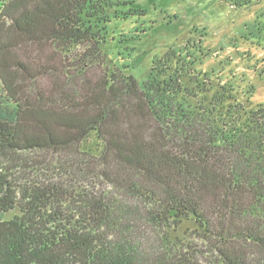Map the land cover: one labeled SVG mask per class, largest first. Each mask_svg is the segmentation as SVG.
<instances>
[{
    "label": "trees",
    "instance_id": "trees-1",
    "mask_svg": "<svg viewBox=\"0 0 264 264\" xmlns=\"http://www.w3.org/2000/svg\"><path fill=\"white\" fill-rule=\"evenodd\" d=\"M0 2V264H264V107L195 99L169 52L88 81L110 0Z\"/></svg>",
    "mask_w": 264,
    "mask_h": 264
},
{
    "label": "rangeland",
    "instance_id": "rangeland-1",
    "mask_svg": "<svg viewBox=\"0 0 264 264\" xmlns=\"http://www.w3.org/2000/svg\"><path fill=\"white\" fill-rule=\"evenodd\" d=\"M110 1L116 5L107 9L109 22L97 33L102 57L89 71L88 81L102 80L107 71L132 75L142 85L154 63L169 52L172 62L156 70L170 67L168 75L176 72L194 82L195 99L208 102L224 87L247 109L264 107V0L246 8H234L225 0ZM39 54L38 62L58 66L62 61L67 65L74 53L65 57L47 46ZM47 85L43 80L38 88ZM203 86L210 90L197 92ZM193 98L184 100L193 107ZM101 145L91 136L82 148L97 155ZM18 214L12 210L3 218ZM194 229L193 222L185 221L178 233Z\"/></svg>",
    "mask_w": 264,
    "mask_h": 264
}]
</instances>
